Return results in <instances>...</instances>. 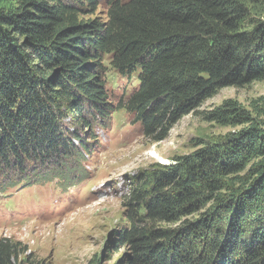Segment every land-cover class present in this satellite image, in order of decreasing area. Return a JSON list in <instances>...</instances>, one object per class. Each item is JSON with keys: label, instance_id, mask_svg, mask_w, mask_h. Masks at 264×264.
<instances>
[{"label": "trees", "instance_id": "trees-1", "mask_svg": "<svg viewBox=\"0 0 264 264\" xmlns=\"http://www.w3.org/2000/svg\"><path fill=\"white\" fill-rule=\"evenodd\" d=\"M107 55L121 75L139 71L116 105ZM263 79V0H0V196L79 186L116 108L159 142L221 89ZM263 99L224 100L205 119L239 129L131 177L116 264H264ZM15 250L0 241V264Z\"/></svg>", "mask_w": 264, "mask_h": 264}, {"label": "rangeland", "instance_id": "rangeland-1", "mask_svg": "<svg viewBox=\"0 0 264 264\" xmlns=\"http://www.w3.org/2000/svg\"><path fill=\"white\" fill-rule=\"evenodd\" d=\"M107 8L101 5L96 15L105 20ZM109 61L107 55L106 87L116 105L138 88L139 71L123 76ZM260 98L264 79L223 88L196 113L183 116L159 142L145 138L142 125L133 123L124 107L116 108L107 127L97 130L98 138L88 142L91 149L83 160L86 176L79 186L66 190L54 180L0 196V241L16 245L13 264H116L124 252L114 245L118 231L127 225L125 199L131 192V177L156 163L191 155L239 129L205 119L224 100H237L250 109L251 102ZM78 133L84 135L80 126Z\"/></svg>", "mask_w": 264, "mask_h": 264}, {"label": "bare ground", "instance_id": "bare-ground-1", "mask_svg": "<svg viewBox=\"0 0 264 264\" xmlns=\"http://www.w3.org/2000/svg\"><path fill=\"white\" fill-rule=\"evenodd\" d=\"M159 157V156H158Z\"/></svg>", "mask_w": 264, "mask_h": 264}]
</instances>
